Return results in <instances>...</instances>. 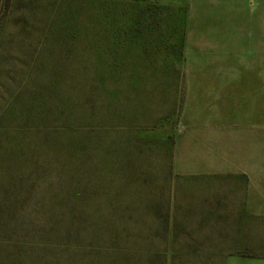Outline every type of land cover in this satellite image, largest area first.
I'll use <instances>...</instances> for the list:
<instances>
[{"label": "rangeland", "instance_id": "1", "mask_svg": "<svg viewBox=\"0 0 264 264\" xmlns=\"http://www.w3.org/2000/svg\"><path fill=\"white\" fill-rule=\"evenodd\" d=\"M7 1L0 206L36 208L48 244L0 247V264H166L162 177L264 175V0ZM98 29L138 42L96 59Z\"/></svg>", "mask_w": 264, "mask_h": 264}, {"label": "crops", "instance_id": "2", "mask_svg": "<svg viewBox=\"0 0 264 264\" xmlns=\"http://www.w3.org/2000/svg\"><path fill=\"white\" fill-rule=\"evenodd\" d=\"M136 35L132 29H98L84 42L97 59L102 47L115 50L137 44ZM89 128L102 130L99 124ZM120 128L113 126L112 131ZM165 176L160 234L166 264H264L263 173L228 170Z\"/></svg>", "mask_w": 264, "mask_h": 264}, {"label": "trees", "instance_id": "3", "mask_svg": "<svg viewBox=\"0 0 264 264\" xmlns=\"http://www.w3.org/2000/svg\"><path fill=\"white\" fill-rule=\"evenodd\" d=\"M7 2V0H3L1 3L2 8L5 9L8 5ZM34 126H37V128H29L38 131L41 129L42 124L38 123ZM8 196H11V194H8ZM18 203H20L18 198L16 200L8 197L4 199L3 205L0 206V247L30 251V249L37 248L38 245L44 246L48 244L47 241L39 240L40 237L37 236V228L35 226L31 227V225H29L26 221L27 217L25 212H35L37 209H27L25 207H21ZM39 230L44 231V227L39 228Z\"/></svg>", "mask_w": 264, "mask_h": 264}]
</instances>
